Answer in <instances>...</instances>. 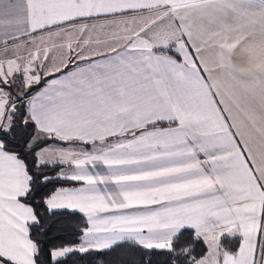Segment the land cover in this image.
<instances>
[{
  "label": "snow or ice",
  "instance_id": "obj_1",
  "mask_svg": "<svg viewBox=\"0 0 264 264\" xmlns=\"http://www.w3.org/2000/svg\"><path fill=\"white\" fill-rule=\"evenodd\" d=\"M0 264H264V0H0Z\"/></svg>",
  "mask_w": 264,
  "mask_h": 264
}]
</instances>
